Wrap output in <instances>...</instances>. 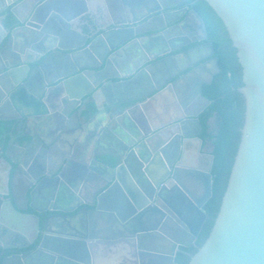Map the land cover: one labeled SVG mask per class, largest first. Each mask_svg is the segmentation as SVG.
Wrapping results in <instances>:
<instances>
[{
	"label": "water",
	"instance_id": "obj_1",
	"mask_svg": "<svg viewBox=\"0 0 264 264\" xmlns=\"http://www.w3.org/2000/svg\"><path fill=\"white\" fill-rule=\"evenodd\" d=\"M206 1L236 48L245 108L219 210L198 245L213 195L214 155H207L206 168L187 163L188 146L202 143V110H188L221 70L202 16L189 0H0V140L5 104L41 109L37 132L18 143L21 154L0 147V164L8 165L0 179L13 178L24 161H33L40 174L27 189L33 213L0 197V250L34 242L37 213L72 219L82 230L92 228L93 214L105 223L115 215L135 232L114 239L110 224L108 234L92 232L88 244L66 239L52 245L46 234L34 253L6 257L4 264H39L38 254L49 245L63 264H88L91 256V264H179L181 247L193 245L187 264H264V0ZM93 7L107 11L100 27L83 21ZM7 10L17 19L12 29L4 24ZM152 13L158 27L141 30L140 21ZM15 42L20 49L13 50ZM154 65L159 71L149 78ZM207 66L211 72L199 79L196 70ZM188 68L187 79L182 72ZM109 85L114 100L102 105L95 96ZM70 118L78 127L51 137L49 126ZM48 140L50 151L43 153ZM150 141L157 159L151 162L144 152ZM108 144L115 151L106 150ZM80 206L82 212L73 213Z\"/></svg>",
	"mask_w": 264,
	"mask_h": 264
},
{
	"label": "flooded vegetation",
	"instance_id": "obj_2",
	"mask_svg": "<svg viewBox=\"0 0 264 264\" xmlns=\"http://www.w3.org/2000/svg\"><path fill=\"white\" fill-rule=\"evenodd\" d=\"M188 4H189V2H188ZM189 8H190V6H189ZM141 15L142 14H139V15L137 14L136 17L139 19V18H141ZM157 15H158L157 13H152L149 16L143 18L140 21V24H141L140 29L141 30L142 29L151 30V29L157 28L158 27V23L156 22L157 21ZM2 16H3V14H2ZM130 17H131L130 19L134 18L132 15ZM83 21L89 22L90 24H93L96 26H98V24H99V27L104 22V21L102 22V19H100V22H98V21H92L88 18L83 19ZM156 31H158V29L155 31L152 30L151 32H156ZM101 32L102 31H98L97 34H100ZM146 33H150V32H146ZM194 45L195 44L193 43L189 46H186V47L182 48L181 51L187 50V49L193 47ZM171 54H178V53L173 52ZM159 67H160V65H154L148 69L147 72H148L149 78H154V75L156 74V72L159 71L158 70ZM191 69L192 68H188L184 72H182V74H187L186 75L187 79L190 77L189 71ZM207 69H208V66L205 68H199L198 70H196L197 77L199 79L206 78L207 73L211 72L209 69L208 70ZM218 73H220V72H217L216 74H218ZM215 75H214V77H215ZM214 77H213V79H214ZM207 84H210V83H207ZM205 85L206 84H204L202 86V90H203V87ZM107 90H109L107 93L103 94V93H101V91H99L98 94L95 96L96 100H98V102L102 105H105L107 102H113V100H114L113 92H112V86L109 85L107 87ZM203 98H206L204 93H203ZM203 98L201 96H197L195 98V101H194L192 107L188 110L189 114H193V113H196V112H199L202 110L198 116V119L200 122H201L200 115L209 106V105L205 106ZM2 110L4 113H2L1 117L5 121L3 123L4 127L2 128L3 131L1 133V135L5 134L6 136L0 140V147H3V145H4V147L7 148L9 145H11L10 153L14 156H17V155L21 154V148L18 146L19 145L18 143H22L25 138H28L30 136V134H33V132L36 133L37 130L39 129L40 124H38L36 119L41 118V115H40L41 109L39 111V110H36L35 108H32V107L27 108L24 106H20L19 108L16 109L11 104H5V106L2 108ZM36 112H37V115H30V114H33ZM94 113H95V111H94ZM23 115L26 116L24 118V120L27 121V122H25L26 125L20 124L21 122L19 121ZM102 118H104V122H106V120H108L109 117L105 114L102 116ZM212 119H214V121L216 119H215V117H212L209 119L210 127L213 129L215 126L213 127L211 125ZM77 127H78L77 121L74 118H70L69 120H61L54 127L49 126L48 131H51V137L55 138L56 136H58V134H60L64 131H67V130H69V131L75 130V128H77ZM199 130H200L199 127L195 126V129L192 131L193 132H199ZM198 136L202 139L201 145H200V143H198V141H193L188 146V149L190 151L185 154V159H186L187 163L198 165L200 168H206L209 165V157L207 155L213 154L212 153L213 145H212V141L209 138L203 136V125H202L201 132L198 133ZM50 141L51 140H48L46 142V145H41V151L43 153H49L50 148H47V145L49 146L48 143ZM150 143L155 144L153 141H150L148 143V145H146L145 150H144L145 154H148L149 162H151L154 159L157 160L155 158V153H153L154 147L152 145H150ZM106 150L115 151V148L108 144L106 146ZM22 158H24V157L22 156L21 159ZM34 164L35 163L33 161H24L22 164L23 168L20 171L16 172V174L14 175L13 178L11 177L7 181H6V178L5 179L1 178L2 180L0 179V197L2 199L12 200L13 203H15L17 206H19L21 208H26V206H27V197L26 196L29 194L27 192V189L29 188V186L33 182H35L37 177H39V175H40L39 172L36 171L37 169L35 168ZM7 169H8L7 164H5V163L0 164V171L7 172ZM90 174L91 173L89 171L88 175H90ZM156 177L159 178L157 175H156ZM88 200L91 201V197H88ZM82 208H83V206H80L73 213L77 212L78 210H80V212H82L81 211ZM89 208H92V207L89 205ZM171 211L173 212V217L175 216V217L179 218L180 221L182 220V215H179L178 212L174 211L173 209H171ZM26 212L27 213H33L34 211L29 206H27ZM180 213H181V208H180ZM37 214L40 217V230H39V235H38L37 239L34 242H32L30 245L25 246L23 248H16V247H11V248H7V249L1 248V250H0V264H4V260L6 257H10L13 255H27V256L31 255L32 253H34L36 250H38L40 248L41 242L44 239L46 234L48 235L47 240L50 241V245H52V243L55 242L54 240H57L56 244H60L58 242H61V241L67 242L66 239L79 240V241H75L78 243H80V240H84L88 244L89 240H90L89 236L92 232L94 234H99V235L108 234L109 231H107V229L109 228L110 224H114L111 232H109L111 234V238L118 239L121 237H131V236H134V234H135V232L133 231L134 226L130 225L131 222H128L129 220L126 221L125 223L121 224L120 222L117 221L115 215L111 217V222L109 221V222L105 223L104 219L101 217V215H99V213L93 214L94 224L92 225V228L87 229V230H82L81 227L78 226V224H76L75 222H73L72 219L70 222V219L67 221L66 218H63V216L51 217L50 215H48V213H46V214L37 213ZM106 216H107V214H106ZM127 222H128V224L125 225ZM204 225H203V227H204ZM203 227H202V229L198 235V239L200 238ZM84 235H86V236H84ZM56 238H58V239H56ZM60 238H62V239H60ZM198 239H197V244H198ZM50 245L48 246L49 247L48 249L43 248L44 251L42 254H40V253L38 254L39 264H63V261H61V259L59 258L60 253L55 251V250H52L50 248ZM196 247H197V245H193L191 247H183L182 246L179 252L182 251L187 256H190L194 252V249H196ZM50 256H54L55 258L51 259ZM176 258H177V256H176ZM85 260L86 261L84 263H87V261H88V264H91L90 262L94 261L92 256L89 257L88 259H85ZM98 262L104 263V262H106V260L104 261L103 259H99Z\"/></svg>",
	"mask_w": 264,
	"mask_h": 264
},
{
	"label": "trees",
	"instance_id": "obj_3",
	"mask_svg": "<svg viewBox=\"0 0 264 264\" xmlns=\"http://www.w3.org/2000/svg\"><path fill=\"white\" fill-rule=\"evenodd\" d=\"M189 6L204 19L208 40L214 44L215 55L218 57L221 68L213 81L203 87L205 97L212 103L200 115V120L203 125V136L212 141L214 161L212 167L213 195L204 206L208 220L198 239V245H201L211 230L227 186L240 141L245 107L244 99L238 91V88L243 85L242 67L222 19L206 0H189ZM4 14H6L5 26L9 29L15 27L17 19L14 15L9 10ZM92 110L95 111L93 105ZM212 117L216 119L213 129L209 124V119ZM189 258L181 251L177 254L176 261L179 264H187Z\"/></svg>",
	"mask_w": 264,
	"mask_h": 264
},
{
	"label": "crops",
	"instance_id": "obj_4",
	"mask_svg": "<svg viewBox=\"0 0 264 264\" xmlns=\"http://www.w3.org/2000/svg\"><path fill=\"white\" fill-rule=\"evenodd\" d=\"M104 13H107V11H103V10H100L99 8H97V7H93L91 14L89 16H87L86 19L88 18V19H90L92 21H98V22H100V19H102V22H103V20H104L103 19ZM87 28H88V26L85 25L84 26V29L87 30ZM20 48H21V43L15 42L14 45H13V50H18Z\"/></svg>",
	"mask_w": 264,
	"mask_h": 264
},
{
	"label": "rangeland",
	"instance_id": "obj_5",
	"mask_svg": "<svg viewBox=\"0 0 264 264\" xmlns=\"http://www.w3.org/2000/svg\"><path fill=\"white\" fill-rule=\"evenodd\" d=\"M214 119L211 120V125L214 127L215 126V123H214Z\"/></svg>",
	"mask_w": 264,
	"mask_h": 264
}]
</instances>
